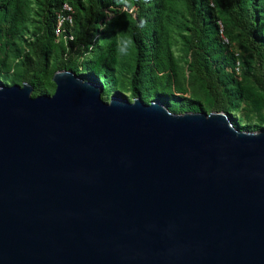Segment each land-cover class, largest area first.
<instances>
[{
  "label": "water",
  "instance_id": "1",
  "mask_svg": "<svg viewBox=\"0 0 264 264\" xmlns=\"http://www.w3.org/2000/svg\"><path fill=\"white\" fill-rule=\"evenodd\" d=\"M0 84V264H264V128Z\"/></svg>",
  "mask_w": 264,
  "mask_h": 264
},
{
  "label": "trees",
  "instance_id": "2",
  "mask_svg": "<svg viewBox=\"0 0 264 264\" xmlns=\"http://www.w3.org/2000/svg\"><path fill=\"white\" fill-rule=\"evenodd\" d=\"M58 13L70 15L63 29L72 36L59 44ZM8 43L20 59L17 82L30 85L32 97L53 94L54 73L66 70L99 81L103 97L118 89L168 109L170 102L176 113H228L242 104L243 118L256 124L242 130L264 123V0H0V51ZM234 43L247 58L240 60Z\"/></svg>",
  "mask_w": 264,
  "mask_h": 264
},
{
  "label": "rangeland",
  "instance_id": "3",
  "mask_svg": "<svg viewBox=\"0 0 264 264\" xmlns=\"http://www.w3.org/2000/svg\"><path fill=\"white\" fill-rule=\"evenodd\" d=\"M57 44L59 43H63V42H59L58 40H56ZM6 44V43H5ZM12 44L11 43H8L7 46H4L2 51H0V84H3L5 86H12V85H19L21 86L22 83L21 82H17L18 81V77L21 73V67H20V59L17 57V51L15 49H12ZM19 48L22 49L21 46H19ZM233 50L235 52H238L240 54V60L241 59H245L248 57V54L249 52L246 50V47L243 46L242 44H239V43H234L233 45ZM176 56L177 58H183L180 60V66L182 68V72L184 73V78L185 80L188 78V73H187V66L185 64V58H184V54L181 52V51H178L176 52ZM236 73H237V78H240V76H242V70H236ZM79 76V75H78ZM16 82H15V81ZM242 82L244 84L245 87H247L249 89V93H251L252 91L253 92H257L256 88L252 85V83L249 81V80H243L242 79ZM103 85V84H102ZM185 88H186V93L183 94V97L185 98H190L191 97V88L187 85L186 86V83H185ZM103 93H104V86H103V92H102V95H101V98L107 102L109 100V98L111 96H114V95H118V96H121V97H126L128 101H132L133 99L129 98V94L124 92V91H121V90H118V89H115L111 92H109V94L107 96H104L103 97ZM260 95H262L264 97V94L260 93ZM154 99L151 98V99H148L147 101H144L146 103H149L151 101H153ZM168 105H169V109L173 108V109H177V105H174L170 102H168ZM242 104L241 106L239 107V109H237L236 111H230L228 113H226L232 120V122L234 123V125L239 128L240 130H242L241 128L245 127V126H256V124H254L253 122L251 123H248L244 118H243V115H242V112H241V108H242ZM171 107V108H170ZM201 111H205L207 113L209 112H213V111H207V110H201ZM173 113H176V112H173ZM178 113H183V112H178ZM264 128V123L263 125L259 128ZM257 129V130H259ZM245 131V130H243ZM253 131H256V130H253Z\"/></svg>",
  "mask_w": 264,
  "mask_h": 264
},
{
  "label": "built area",
  "instance_id": "4",
  "mask_svg": "<svg viewBox=\"0 0 264 264\" xmlns=\"http://www.w3.org/2000/svg\"><path fill=\"white\" fill-rule=\"evenodd\" d=\"M63 10L67 13H70V8L67 5L63 6ZM56 27H55V37L56 39H60L61 36H63L64 39L72 40V36L69 33H66L63 29L64 22L71 23L70 15H62L60 13L57 14V21H56Z\"/></svg>",
  "mask_w": 264,
  "mask_h": 264
}]
</instances>
